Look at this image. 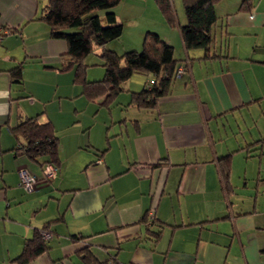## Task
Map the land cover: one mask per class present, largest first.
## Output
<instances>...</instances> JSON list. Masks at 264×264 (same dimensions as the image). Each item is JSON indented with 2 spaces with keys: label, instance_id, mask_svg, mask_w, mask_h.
Here are the masks:
<instances>
[{
  "label": "crops",
  "instance_id": "crops-1",
  "mask_svg": "<svg viewBox=\"0 0 264 264\" xmlns=\"http://www.w3.org/2000/svg\"><path fill=\"white\" fill-rule=\"evenodd\" d=\"M242 1L215 3L210 57L186 51L179 26L161 12L139 20L115 12L133 27L127 50L151 30L187 61L169 93L140 109L128 102L144 76L133 74L112 101H89L66 41L37 19L39 0H0V264H17L44 226L46 249L26 264H264V0H249V9ZM175 14L184 24V12ZM97 60L85 57L87 80L103 77L90 68ZM21 61L22 82H13L9 70ZM81 97L106 126L100 145L90 137L93 120L73 114ZM29 117L50 121L58 138L56 176L35 190L20 184L21 167L39 169L15 157L11 131ZM69 121L76 127L64 141L57 122Z\"/></svg>",
  "mask_w": 264,
  "mask_h": 264
},
{
  "label": "trees",
  "instance_id": "trees-1",
  "mask_svg": "<svg viewBox=\"0 0 264 264\" xmlns=\"http://www.w3.org/2000/svg\"><path fill=\"white\" fill-rule=\"evenodd\" d=\"M119 1L45 0L37 19L48 25L51 37L66 41V53L69 66L74 70V81L81 83L89 101L101 98L104 102L112 101L123 91L125 81L133 74H141L145 78L144 85L140 90L130 92L128 103L140 109H150L156 106L158 98L169 93L177 77V67L186 60L175 58L173 47L151 30L145 31L140 49L118 53L107 48L106 43L119 38L123 32V23L117 20L113 11ZM154 1L166 22L170 26H179L186 51L198 48L203 50L205 57L217 55L210 50L215 44L217 16L214 5L219 0H181L186 18L184 24L178 23L171 0ZM250 3L249 0H243L240 8L249 9ZM95 49L104 67V75L97 80H87L85 73L88 64L85 57ZM22 70V61L9 70L13 82H22ZM11 131L17 139L13 149L15 157L36 164L39 172L32 174L37 183L41 180L51 181L56 175L48 178L44 176V170L52 166L57 173L59 164L58 138L51 122H40L36 117L24 118L16 122ZM227 159L228 155L224 161ZM42 231L50 230L44 226L25 242L21 254L16 258L17 264H26L46 249ZM83 258L92 259L89 253L83 254Z\"/></svg>",
  "mask_w": 264,
  "mask_h": 264
},
{
  "label": "rangeland",
  "instance_id": "rangeland-1",
  "mask_svg": "<svg viewBox=\"0 0 264 264\" xmlns=\"http://www.w3.org/2000/svg\"><path fill=\"white\" fill-rule=\"evenodd\" d=\"M147 1H148V3H146L144 0L142 2L133 1V0L125 2V0H120L119 3L117 4V6L113 9V11L114 12H123V13L137 12L135 15H136V18L138 20H139L140 12H144V13L149 12L150 16H152V12H161V10L159 9V7L157 6V4L155 3L154 0H153V2L155 3L156 6L152 3V0H147ZM44 3H45V0H39V5H40L39 8L40 9L42 8ZM171 4H172V7L174 8V11L184 12L180 0H171ZM124 23H127V24H124ZM136 23H139V22L137 21ZM123 25H124L126 31L124 30V33H122V35L119 38L114 39V43H111V41L106 43L107 48L111 49L112 44H117V49L121 46L125 47L124 49L127 48L125 45V43H126L125 40H127V34H128V32H130L131 28H133V27L130 26L131 24H130L129 20H127L126 22L123 21ZM141 44H142V41H141ZM140 47L141 46H138V49H140ZM119 49H121V48H119ZM95 50L86 57V61L87 60L89 61V59H93V58H96L99 60V57L96 54L97 50L96 51ZM90 68H93V69H95V68L101 69L102 68L103 72H104V67L102 66L101 63L93 65ZM139 76H140V74H139ZM32 79H34V78H30V80H32ZM35 83L37 84L38 81H35ZM38 94H39V92H38ZM36 99H37V97H36ZM75 101H77V103H78L77 106H79V110L73 114L79 115L80 117H82V121H86L85 119H89L87 121H90V119L93 120L94 124L91 127L90 137H91L93 142L100 145L102 140H100L99 142H96V141L101 139L103 134L105 135L106 126H104L101 123L100 119L98 118L100 112H95L96 104L92 103V102H87L85 100V98H83V97H81L80 101L79 100H75ZM38 102H40V101L38 100ZM68 102H70V104H72V105L75 103V102H72V100H70V99ZM40 103H42V102H40ZM92 106H94L95 108ZM100 110H101V108H100ZM105 111H107V110L105 109ZM107 114H109V113L107 112ZM73 119H75V118L73 117ZM97 119H99V120H97ZM69 125H70V121L66 122L65 124H63V123L59 124V122H57V126L59 127V129H62V133L64 135L62 137H63L64 141H66V139L70 136L69 132H73L72 129H74L76 127V126H73V127L68 128ZM78 128H79V126H78ZM83 135H85V138H86V140L83 144L87 145L89 143L88 142L89 134L87 133V131L86 132L84 131ZM108 135H109V137L111 136V127H108ZM84 145L83 146L80 145L81 148H77V149L83 153L88 152V150L92 151V148L85 149Z\"/></svg>",
  "mask_w": 264,
  "mask_h": 264
},
{
  "label": "built area",
  "instance_id": "built-area-1",
  "mask_svg": "<svg viewBox=\"0 0 264 264\" xmlns=\"http://www.w3.org/2000/svg\"><path fill=\"white\" fill-rule=\"evenodd\" d=\"M186 62L181 63L176 70V76H180L182 74V72L185 70L186 68ZM55 168H53L52 166H47V168L44 170V176L46 177H53L55 175ZM20 184H22L24 186L25 189L27 190H35L38 183L36 180V177L34 176V174H32V172L30 170H28L26 167H21L20 168ZM150 216L152 218V212H150ZM42 238L47 239L49 238L51 235L49 232H45L42 231L41 232Z\"/></svg>",
  "mask_w": 264,
  "mask_h": 264
}]
</instances>
